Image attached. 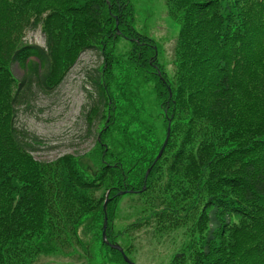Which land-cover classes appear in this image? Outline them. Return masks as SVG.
I'll return each mask as SVG.
<instances>
[{
  "label": "trees",
  "instance_id": "1",
  "mask_svg": "<svg viewBox=\"0 0 264 264\" xmlns=\"http://www.w3.org/2000/svg\"><path fill=\"white\" fill-rule=\"evenodd\" d=\"M166 7L179 27L172 75L133 0H0V264H128L103 241L106 217L107 242L128 257L139 232L184 229L170 264H264V0ZM37 30L44 46L26 40ZM90 51L102 60L89 76L94 145L39 161L18 113ZM124 197L134 213L120 227Z\"/></svg>",
  "mask_w": 264,
  "mask_h": 264
},
{
  "label": "rangeland",
  "instance_id": "2",
  "mask_svg": "<svg viewBox=\"0 0 264 264\" xmlns=\"http://www.w3.org/2000/svg\"><path fill=\"white\" fill-rule=\"evenodd\" d=\"M133 1L136 9V28L157 40L156 49L160 54V62L172 75L179 27L167 13L166 0ZM26 39L39 45L45 43L40 30L29 32ZM101 62L97 51L83 54L58 89L50 94L37 92L30 105L20 109L18 127L37 139V150L33 152L37 160L53 161L67 154L82 155L94 145L95 135L89 137L90 127L86 116L97 94L89 76L94 74ZM14 69L18 77L24 75L17 65ZM133 213L131 202L124 197L121 200L119 216L128 219ZM126 221L124 220V223ZM151 230L153 229L141 231L136 235L138 239L134 244V252L129 255L130 259L134 264H170L185 241V230L166 233L167 237L160 239H154ZM126 240L129 243V238ZM42 261L44 264H88L85 260L64 257H44Z\"/></svg>",
  "mask_w": 264,
  "mask_h": 264
},
{
  "label": "water",
  "instance_id": "3",
  "mask_svg": "<svg viewBox=\"0 0 264 264\" xmlns=\"http://www.w3.org/2000/svg\"><path fill=\"white\" fill-rule=\"evenodd\" d=\"M169 137H170V126H169V128H168V133H167L166 141H165L164 146H163V148L161 149V151H160V153H159V155H158V157H157V160L161 158V156H162V154H163V152H164V150H165V147H166V145H167V143H168ZM157 160H156V161H157ZM149 173H150V170H148V172H147V176H148ZM112 247L122 252V250H121V248H120L119 246H116V245H115V246H112ZM124 258H125L126 262L132 264V263L127 259V257L124 256Z\"/></svg>",
  "mask_w": 264,
  "mask_h": 264
}]
</instances>
